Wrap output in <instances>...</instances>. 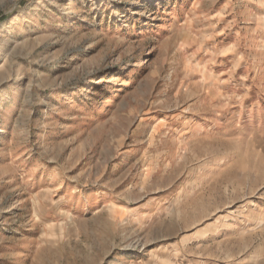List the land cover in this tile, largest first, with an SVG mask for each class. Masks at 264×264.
Listing matches in <instances>:
<instances>
[{
	"label": "rangeland",
	"instance_id": "rangeland-1",
	"mask_svg": "<svg viewBox=\"0 0 264 264\" xmlns=\"http://www.w3.org/2000/svg\"><path fill=\"white\" fill-rule=\"evenodd\" d=\"M0 264H264V0H0Z\"/></svg>",
	"mask_w": 264,
	"mask_h": 264
},
{
	"label": "bare ground",
	"instance_id": "bare-ground-1",
	"mask_svg": "<svg viewBox=\"0 0 264 264\" xmlns=\"http://www.w3.org/2000/svg\"><path fill=\"white\" fill-rule=\"evenodd\" d=\"M196 184V183H195ZM198 184V183H197ZM260 209V208H259ZM259 211L257 210V211H255V210H252L251 211V213H253V214H256V213H258ZM208 235V231H203V232H201V233H199V235H198V237H197V240H198V242L200 243V242H203L204 240H206V239H204L206 236Z\"/></svg>",
	"mask_w": 264,
	"mask_h": 264
}]
</instances>
